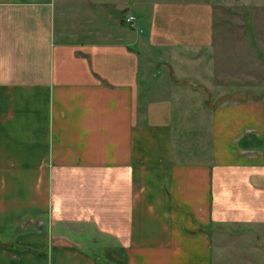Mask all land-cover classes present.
<instances>
[{
	"label": "crops",
	"instance_id": "crops-1",
	"mask_svg": "<svg viewBox=\"0 0 264 264\" xmlns=\"http://www.w3.org/2000/svg\"><path fill=\"white\" fill-rule=\"evenodd\" d=\"M214 13L0 0V264H264V97L189 111Z\"/></svg>",
	"mask_w": 264,
	"mask_h": 264
},
{
	"label": "rangeland",
	"instance_id": "rangeland-1",
	"mask_svg": "<svg viewBox=\"0 0 264 264\" xmlns=\"http://www.w3.org/2000/svg\"><path fill=\"white\" fill-rule=\"evenodd\" d=\"M208 1L212 2L214 6V17L215 22H217V39L212 48L209 49L213 58L211 57L212 60L206 65L208 68H210L208 72L207 85L206 87L197 89L200 91L199 95L197 94V91H194V94L191 98V110L189 111L195 110L197 105L194 102L200 101L199 96L205 100L204 102H208L207 105L203 107H206L207 111L209 112L213 103H218L226 99L225 96H220L222 92H238L239 96L237 97L241 98L245 90L239 89L237 91L235 88L241 87L242 82L245 81L244 78L248 75L253 78V83L250 84L252 87H250L248 91L246 90V92L248 94H255L264 97V0ZM141 12L143 16L146 15V9L141 10ZM215 48L216 51H220L221 54L224 52L225 60L229 61L230 59L231 61L234 59V61L241 60V62H243L242 64L237 63L238 65L233 63L236 67L235 69L233 68L234 65L225 67L227 72L222 74L224 83L217 81V72L215 68L212 67L214 64H216L213 52ZM233 52H235L234 56ZM237 77L238 79H236ZM232 78L239 80V83H236V81H231ZM175 84L178 85V87L186 88L185 92H192V90L188 89L189 84H186L184 81ZM179 90L182 91L184 89L181 88ZM177 111L179 112L180 109ZM194 117L192 115L191 118L193 119H191L190 124L195 123V120H199V117L197 119ZM208 119L209 118H207V121H209ZM203 126L205 127L204 124ZM203 138H205L204 140L207 141L208 137L205 134Z\"/></svg>",
	"mask_w": 264,
	"mask_h": 264
},
{
	"label": "built area",
	"instance_id": "built-area-1",
	"mask_svg": "<svg viewBox=\"0 0 264 264\" xmlns=\"http://www.w3.org/2000/svg\"><path fill=\"white\" fill-rule=\"evenodd\" d=\"M135 20H136V16H135V14H133L132 12H130V13H128V14L126 15V21H127V22H129V23H131V24H134Z\"/></svg>",
	"mask_w": 264,
	"mask_h": 264
},
{
	"label": "trees",
	"instance_id": "trees-1",
	"mask_svg": "<svg viewBox=\"0 0 264 264\" xmlns=\"http://www.w3.org/2000/svg\"><path fill=\"white\" fill-rule=\"evenodd\" d=\"M126 19V18H125Z\"/></svg>",
	"mask_w": 264,
	"mask_h": 264
}]
</instances>
